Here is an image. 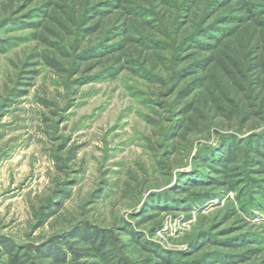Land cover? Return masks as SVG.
<instances>
[{
  "label": "trees",
  "instance_id": "1",
  "mask_svg": "<svg viewBox=\"0 0 264 264\" xmlns=\"http://www.w3.org/2000/svg\"><path fill=\"white\" fill-rule=\"evenodd\" d=\"M14 29L29 30L32 46L7 102L47 71L65 111L84 86L129 73L149 84L152 134L149 163L121 184L131 213L109 222L87 209L103 190L60 215L84 173L82 147L64 139L49 154L50 191L31 203L30 231L50 233L0 235V264H264V226L252 222L264 213V0H0V36ZM38 101L58 116L53 101ZM215 199L227 204L202 214ZM192 212L185 250L153 241L166 217Z\"/></svg>",
  "mask_w": 264,
  "mask_h": 264
},
{
  "label": "rangeland",
  "instance_id": "2",
  "mask_svg": "<svg viewBox=\"0 0 264 264\" xmlns=\"http://www.w3.org/2000/svg\"><path fill=\"white\" fill-rule=\"evenodd\" d=\"M29 32L14 29L0 36L1 40L12 39L0 43V235L24 242L51 231H30L31 203L50 191L57 172L49 154L64 139L82 147L79 159L84 173L77 179L74 198L60 215L78 213L92 192L103 190L99 203L87 209L91 210L90 218L109 222L114 214L127 217L131 213L121 184L129 168H135L137 162L149 163L144 146L145 137L152 134L144 119L152 110L146 95L149 84L129 73L84 86L72 108L65 111L58 95L63 91L47 71L27 96L7 102L6 91L13 86L17 67L32 46L23 41ZM41 97L55 103L58 116L51 114L53 108L39 103ZM230 198L234 200V195ZM226 204V199L209 201L201 213L212 216ZM192 214L191 220H186L185 213L179 218L166 217L164 229L153 241L165 250H185L182 239L192 232L199 213ZM252 222L264 226V213L254 215Z\"/></svg>",
  "mask_w": 264,
  "mask_h": 264
}]
</instances>
